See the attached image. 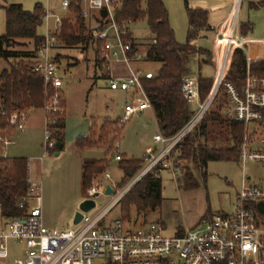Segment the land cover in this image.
<instances>
[{
	"label": "built area",
	"instance_id": "built-area-1",
	"mask_svg": "<svg viewBox=\"0 0 264 264\" xmlns=\"http://www.w3.org/2000/svg\"><path fill=\"white\" fill-rule=\"evenodd\" d=\"M57 1L67 10L75 2L82 6L81 16L85 21L92 20L86 22L87 34L93 42L100 44L97 60L100 68L108 72L107 86L125 97L119 125L126 124L138 113L152 110L151 100L143 86L147 73L138 65L144 61V54L141 51L132 54L137 43L129 25L119 23L115 17V4L119 0ZM241 1L234 0L232 14L226 21L230 20L219 61L216 55L217 29L215 49L211 51L215 78L206 99H200L199 74H188L182 79L181 92L186 103L189 106L194 103L198 105L184 127L171 137L161 132L155 134L154 140L159 147L146 150L143 166L124 186H118L109 170L102 173L101 180L87 190L85 199L94 198L100 192L102 181L108 182L115 190L113 199L93 215L90 211L83 212L82 220L75 227L50 228L45 225L42 184L32 178L29 168L27 196L18 204L20 209H26L24 214L7 217L0 207V261L5 262L9 258L8 242L14 240L23 243L25 249L24 255L15 259L13 264H264V75L254 72L250 63V49L255 45L264 47V40L241 38L239 35ZM44 12L45 34L33 70L42 75L45 86L52 91L44 107L45 155H48L55 149L53 125L64 111V82L52 55L59 44L58 36L64 17L48 5L44 7ZM235 36L244 41L235 46ZM237 49L244 51L247 60L244 84L240 88L227 80ZM195 59L199 61L200 56L196 54ZM114 64L124 65L127 75L110 72ZM221 92H225L228 100L223 111L243 125L239 142L240 163H258L262 167L257 176L244 172L234 211L204 216L194 227L176 235L167 234L160 221L132 227L118 219L103 227L107 212L120 202L134 184L159 165L171 167L170 153L201 122ZM24 116V113H15L10 123L18 130H23ZM0 142L7 146L12 143V139L0 134ZM119 149L117 146L114 155L117 161L123 159Z\"/></svg>",
	"mask_w": 264,
	"mask_h": 264
},
{
	"label": "trees",
	"instance_id": "trees-1",
	"mask_svg": "<svg viewBox=\"0 0 264 264\" xmlns=\"http://www.w3.org/2000/svg\"><path fill=\"white\" fill-rule=\"evenodd\" d=\"M264 5V0L261 1ZM5 10V32L0 35V59L8 64L0 71V134L3 137L14 136L15 127L10 123L13 114L27 113L31 108H44L48 102L51 90L45 86L41 74L33 70L35 58L38 55L43 35L38 28L43 24L44 7L36 4L32 11L24 9L21 3L10 2L2 5ZM115 17L119 23H129L146 19L152 42L144 47L134 44V50L144 54V61L157 63L159 66L153 74L143 79V86L148 94L160 132L171 137L177 134L193 116V111L186 103L181 92L182 79L193 74L191 64L195 55L200 56L199 66L206 63L212 66V52L197 47L194 41L201 31H210L208 24L209 12L201 7H190L185 0L188 19L187 39L180 43L170 23L168 9L163 0H119L115 4ZM82 6L72 2L69 11L72 17L63 19L58 36L59 43L66 47L88 45L95 46L98 58L100 44L93 42L87 34L85 19L81 16ZM218 27V29H221ZM224 27V29H226ZM252 30L250 21L241 23V33L249 34ZM130 38V37H129ZM235 46L244 39L234 38ZM32 45L31 49H24ZM222 47L216 49L217 60H220ZM251 69L258 75H264V59L252 58ZM99 65V60H97ZM247 67L246 55L242 49L234 53L232 65L227 77L236 87L244 84ZM213 79L202 76L199 72L200 99L204 101L211 89ZM228 104L225 92L220 96L204 116L201 122L176 146L170 153L175 161L186 160L189 164L180 172V181L186 188H196L199 183L196 171L202 172L209 161L239 160V142L243 135V125L222 115ZM64 106V100L62 101ZM65 107V106H64ZM65 111V109H64ZM64 113V112H63ZM58 115L53 125L52 138L55 140L53 152L64 148L66 117ZM97 123H92L89 135L79 137L75 148L79 150L104 147L106 156L103 158L85 159L82 167L81 185L83 195L92 186L99 175L109 167V156L117 152L115 142L123 135V127L118 120H105L96 129ZM15 132V133H14ZM13 134V135H12ZM61 143V146L57 144ZM4 144L0 142V207L7 217L23 215L26 209H20L18 204L27 196L29 183V161L24 157H8L2 153ZM52 152V153H53ZM175 156V157H174ZM144 158H126L118 162L123 177L118 186L122 187L136 175L144 164ZM162 165L134 184L121 198L122 212L125 218H131L132 208L136 215L146 216L151 211L161 209L163 203V184L158 176ZM207 216H212L208 214Z\"/></svg>",
	"mask_w": 264,
	"mask_h": 264
},
{
	"label": "rangeland",
	"instance_id": "rangeland-1",
	"mask_svg": "<svg viewBox=\"0 0 264 264\" xmlns=\"http://www.w3.org/2000/svg\"><path fill=\"white\" fill-rule=\"evenodd\" d=\"M261 1L263 0L241 1L240 19L252 23L253 28L250 35L254 38H264V5L260 4ZM10 2L21 3L24 9L29 11H32L38 3L43 7L47 6V0H0V35L5 32L6 19L2 5ZM145 2L146 0H143L144 4ZM163 2L168 9L176 39L184 43L188 31L185 0H163ZM188 3L193 8L207 9L209 21L213 27L222 21L229 9V3L224 1L188 0ZM59 4L58 2H51L52 8H55L58 14H63L65 9H62ZM229 21L219 27L228 25ZM129 28L139 45L144 47L145 44L152 42L146 19L129 23ZM227 30L228 27L218 29L216 49L220 47L223 49ZM38 32L41 35L45 34L44 23L38 28ZM214 34L215 30L203 33L195 40L196 46L214 51ZM253 47L255 53L264 59V47L261 46V50L258 45ZM23 48L31 49L32 45ZM79 48H82V45ZM67 53L78 58L80 63L73 67L70 73H61L64 78L62 90L67 100V128L63 150L58 156L55 155L56 152L45 155L46 117L42 121V111L38 110L37 113L28 118L23 131L15 127V132H17H14L12 143L4 146L2 151L5 155L28 159L31 163L30 174L32 178L39 180L42 184V213L46 224L64 228L75 227L74 216L79 210L81 202L85 200L81 185L82 158L73 151L71 143L78 136L89 134L93 118H96L94 123H97L96 129H98L101 125L100 121L104 117L111 118L105 120L115 121L121 114L123 106L122 93L105 89L104 82L100 78L95 83L96 71L102 68L96 70L93 59L95 53L92 50L88 53L90 61L87 64L84 62V56L80 51L71 50ZM6 65V61L0 59V71ZM138 65L142 66L146 73L151 74L159 66L157 63L147 61L139 62ZM102 70L104 71V69ZM191 70L194 74L201 72L202 76L206 78H215V70L209 64L204 63L200 68L199 62L193 60ZM190 108L195 112L198 105L194 103L190 105ZM63 109H65L64 106ZM63 112L65 115V111ZM222 115L228 117L224 111H222ZM42 123L44 124L43 128L41 127ZM117 126L118 128L123 127V135L120 140L115 142L114 146H119L120 150L127 156L142 158L146 147L154 145L153 136L157 133V124L152 111L136 114L126 124ZM85 156L105 157L106 153L103 150L91 149L86 151ZM170 161L171 167L161 169L158 174L163 184L161 209L151 211L146 216L137 217L135 209L132 208L131 218L127 219L123 215L122 204L118 202L107 212L102 223L103 227L113 224L118 219L132 227L163 221L167 226L165 232L169 235H176L178 228L189 229L194 227L201 221L204 214L232 213L236 205V195L241 189L244 172L257 176L262 171V167L258 163L249 162L243 165L240 160L209 161L202 172L196 171L195 173L199 186L187 189L180 181V172L188 164L193 169V165L186 160L175 161L173 157L170 158ZM109 164L107 170L112 174L113 180L119 184L123 174L118 167V162L114 161V157L111 155L109 156ZM174 171H177L176 175ZM100 180L101 176L99 175L93 184ZM108 188H111L112 192H107ZM114 194L115 190L110 184L102 181L100 192L94 196L96 206L90 211V214L93 215L105 208L113 199ZM8 245L9 258L5 262L0 261V264H13L15 259L24 255L25 245L23 243L9 240Z\"/></svg>",
	"mask_w": 264,
	"mask_h": 264
},
{
	"label": "crops",
	"instance_id": "crops-1",
	"mask_svg": "<svg viewBox=\"0 0 264 264\" xmlns=\"http://www.w3.org/2000/svg\"><path fill=\"white\" fill-rule=\"evenodd\" d=\"M206 1H224V2H228L229 3V9H228V11L226 12V14H225V16L223 17V19H222V21L216 26V27H213L212 26V24L210 23V21H209V17H208V24L211 26V30H215V34H214V39H213V42H214V46H215V38H216V34H217V29H218V27L221 25V24H223L224 22H226L229 18H230V16H231V14H232V9H233V3H234V0H206ZM51 2H58V3H60L59 1H57V0H47V5L50 7V9H52L53 11H55L56 12V9L55 8H52V5H51ZM60 5V4H59ZM54 7H56V6H54ZM60 7L62 8V9H65V8H63L61 5H60ZM58 13V12H57ZM94 14H96V13H94ZM61 16H63L64 18L65 17H70V16H72V13L69 11V10H67V9H65V11H64V13L63 14H60ZM86 22H92V20H90V21H86ZM243 21H241V19H240V17H239V25H238V33H239V35L241 36V38H248V39H255V40H264V38H254V37H252L250 34H251V32H252V30L249 32V34H247V35H243L242 33H241V23H242ZM228 27V25L226 24V25H223L222 26V28L221 29H224V27ZM252 28H253V26H252ZM210 30V31H211ZM131 31V30H130ZM206 32H208V31H201L200 33H199V36H201L203 33H206ZM131 34H132V32H131ZM245 36V37H243V36ZM198 36V37H199ZM132 37H133V34H132ZM150 37L152 38V36L150 35ZM133 39H134V41L137 43L138 41L133 37ZM178 41V40H177ZM179 42V41H178ZM181 43V42H180ZM138 44V43H137ZM194 44H195V41H194ZM196 45V44H195ZM81 46V45H80ZM80 46H75V47H66V46H63V45H59L58 44V46L52 51V55H53V57H54V59L57 61V63H58V66H59V69H60V71H61V73L62 72H64V73H70V71H71V69L73 68V67H75V66H77L79 63H80V61L78 60V58H76V57H74V56H71V55H69L67 52L68 51H71V50H76V51H80L81 53H82V55L84 56V62L87 64V63H89V61H90V58H89V56H88V53L90 52V50H92L94 53H95V57H93V59L95 60V68H96V70H98L99 68H100V65H98L97 64V56H96V49H95V46L92 44V41H91V43L90 44H88V45H82V48H79ZM256 46V45H255ZM251 48V47H250ZM259 48H260V50H261V46H259ZM254 49V47L252 46V48L250 49V51H251V53H252V57L253 58H260L259 57V54L258 53H255V50H253ZM7 64V63H6ZM8 67V64L6 65V67L4 66L3 67V69L4 68H7ZM142 67V66H141ZM100 70V71H99ZM98 71H96V77H95V79H96V81H95V83L97 82V79H101V80H103V86H104V88L105 89H107V90H109V91H111L109 88H108V86H107V81H106V79H107V76H108V72H106V71H103L102 69H99ZM110 72H113L114 74H118V75H127V69H126V67L124 66V65H121V64H114V65H112V67H111V71ZM149 75L151 74V73H148ZM62 75V74H61ZM62 78H63V75H62ZM63 82H64V78H63ZM64 85V84H63ZM63 91V90H62ZM111 92H114V91H111ZM123 95V105H124V103H125V97H124V94H122ZM63 100H64V106H65V117H66V112H67V100H66V98H65V96H64V91H63ZM38 110H41L42 111V121H43V118L46 116V114H45V110H44V108H39V109H33V108H31L27 113H25V115H26V120H25V126H24V129H25V127H26V122L28 121V118L32 115V114H34V113H37L36 111H38ZM122 111H123V106H122ZM122 111H121V114H122ZM147 111H152V113H153V115H154V117H155V114H154V111H153V109L151 110V109H147V110H145V111H143V112H141V113H138V114H142V113H146ZM121 114L120 115H118V117L115 119V120H118L119 118H120V116H121ZM105 119H111V118H109V117H104V119L102 120V121H100L101 123L100 124H102L103 122H105ZM96 120V118H93L92 119V123L94 122ZM155 121H156V124H157V133H159L160 132V129H159V126H158V123H157V119H156V117H155ZM44 123V122H43ZM42 123V125H41V127L43 128V124ZM101 126V125H100ZM66 128H67V122H66ZM66 128H65V134H66ZM23 129V130H24ZM23 130H20V131H23ZM17 132V131H16ZM156 133V134H157ZM87 135H89V134H87ZM87 135H80V136H78L76 139H75V141L73 142V143H71L72 144V149H73V151L75 152V153H77V155H79L81 158H82V167H83V162H84V160L85 159H92V158H103V157H87V156H85V153H86V151H89V150H91V149H84V150H79V149H77V148H75V142H76V140L79 138V137H83V136H87ZM155 135V134H154ZM14 137V136H13ZM12 137V138H13ZM153 146L152 147H156V148H158L159 147V144L154 140V136H153ZM64 146H65V135H64ZM149 147H151L150 145L149 146H147L146 147V149H145V152H144V157H142V158H145V153H146V150L149 148ZM92 149H95V150H103L104 152H105V148L104 147H97V148H92ZM118 151H120L121 152V154H122V156H123V159L122 160H124V159H126V158H136V157H129V156H127L126 155V153H124V152H122L120 149L118 150ZM60 153H61V151H60ZM59 153V154H60ZM106 153V152H105ZM5 155V154H4ZM114 155H115V153H114ZM114 155H113V157H114ZM6 156H8V157H19V156H9V155H6ZM138 159V158H137ZM140 159V158H139ZM122 160H120V161H122ZM114 161H116V162H119V161H117V160H115V158H114ZM29 168H31V163H29ZM163 169H166V168H163ZM179 169V168H178ZM81 175H82V172H81ZM101 177H102V174L100 175ZM105 182V181H104ZM242 182H243V178H242ZM241 186H242V183H241ZM185 188V187H184ZM187 189H192V188H187ZM239 192V191H238ZM236 197H237V195H236ZM86 198V195L84 196V199ZM208 214H204L202 217H204V216H207ZM213 215V214H212ZM43 220H44V218H43ZM162 223H163V225H164V227L165 228H167V226H166V224L163 222V221H161ZM44 223H45V225L47 226V227H50V228H64V227H58V226H49V225H47L46 224V222H45V220H44ZM199 223V222H198ZM65 228H70V227H65ZM185 230V228H182V227H180V228H178L177 229V232H176V234H180V233H182L183 231Z\"/></svg>",
	"mask_w": 264,
	"mask_h": 264
},
{
	"label": "water",
	"instance_id": "water-1",
	"mask_svg": "<svg viewBox=\"0 0 264 264\" xmlns=\"http://www.w3.org/2000/svg\"><path fill=\"white\" fill-rule=\"evenodd\" d=\"M58 146H61V143L58 142L57 144ZM59 151L55 153L56 156L59 155ZM107 192H112L111 188H108ZM98 193L95 195L97 196ZM96 206V201L94 198L91 199H85L81 202L79 210L76 212L75 216H74V220L73 223L74 224H78L82 218H83V212H89L91 211L94 207Z\"/></svg>",
	"mask_w": 264,
	"mask_h": 264
}]
</instances>
